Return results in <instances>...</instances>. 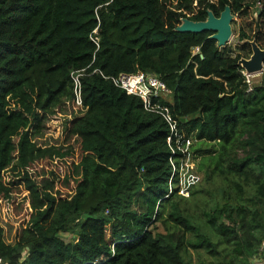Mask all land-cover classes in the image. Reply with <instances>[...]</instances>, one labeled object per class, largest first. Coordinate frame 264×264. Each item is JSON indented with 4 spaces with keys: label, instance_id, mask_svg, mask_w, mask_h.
I'll use <instances>...</instances> for the list:
<instances>
[{
    "label": "trees",
    "instance_id": "1",
    "mask_svg": "<svg viewBox=\"0 0 264 264\" xmlns=\"http://www.w3.org/2000/svg\"><path fill=\"white\" fill-rule=\"evenodd\" d=\"M226 5L235 48L174 30ZM251 40L264 48V0H0V203L27 217L13 241L0 228L3 264H192L199 248L249 264L264 239V70L249 90L238 63ZM137 71L165 82L157 111L106 78ZM55 114L61 143L44 138ZM191 139L206 179L234 190L203 214L225 254L178 193Z\"/></svg>",
    "mask_w": 264,
    "mask_h": 264
},
{
    "label": "rangeland",
    "instance_id": "2",
    "mask_svg": "<svg viewBox=\"0 0 264 264\" xmlns=\"http://www.w3.org/2000/svg\"><path fill=\"white\" fill-rule=\"evenodd\" d=\"M256 15H253L255 17ZM235 22L232 24V35L229 38V44L235 48L238 45V26L241 19L237 16L233 18ZM249 20V19H246ZM262 72L247 75L251 85L258 84L261 80ZM76 76V75H75ZM169 100L170 95L167 97ZM63 117L61 115H52L47 119V129L45 130L44 138L47 141L61 143L65 141L64 133L59 135V125L62 123ZM61 126V125H60ZM197 142L191 139L185 143L183 151L186 153L182 160L179 169V184L178 193L184 201V205L192 214V218L201 225L203 231L210 236L211 240L216 243L217 248L225 254L229 250V245H226L220 236H218L207 224L204 218L205 210L212 209L216 204H222L228 196V192L234 197V190L222 186V180L216 175H212L206 179V174L199 170L201 155L194 152L192 146H196ZM239 154L241 152L239 151ZM231 181L241 180L231 179ZM245 196H249L252 185H244ZM26 216L15 217L10 211V204L6 201L0 203V228L2 229V237L6 241H13L15 234L26 220ZM158 229L162 230L161 224L157 223ZM60 236L66 241L74 243L77 239L78 232L74 230L61 231ZM192 254V264H219L221 258L211 256L203 248L190 249ZM250 263V258H248Z\"/></svg>",
    "mask_w": 264,
    "mask_h": 264
},
{
    "label": "built area",
    "instance_id": "3",
    "mask_svg": "<svg viewBox=\"0 0 264 264\" xmlns=\"http://www.w3.org/2000/svg\"><path fill=\"white\" fill-rule=\"evenodd\" d=\"M96 32L97 29L95 28L92 31L90 39L95 44H98V38L95 35ZM198 50V46L193 48L194 52H197ZM245 76L250 90L252 85L246 73ZM106 78L110 79L116 86L122 88L126 93L139 96L143 101V107L149 111H157L152 107V97H157L169 92L165 82L159 79L155 74L149 72L137 71L134 73H119L116 76H106ZM73 80L75 102L81 104L80 83L77 76H73ZM3 263L5 262H3V259L0 257V264ZM249 264H264V239L260 242L257 254L250 258Z\"/></svg>",
    "mask_w": 264,
    "mask_h": 264
},
{
    "label": "water",
    "instance_id": "4",
    "mask_svg": "<svg viewBox=\"0 0 264 264\" xmlns=\"http://www.w3.org/2000/svg\"><path fill=\"white\" fill-rule=\"evenodd\" d=\"M233 15L230 7L226 5L218 16L211 10H207L204 20L193 21L182 18L174 30L177 32L198 33L202 31L212 32L210 38L215 39L218 46H222L229 41L232 35L231 21ZM252 53L249 58H241L238 63L247 75L260 73L264 70V48H260L254 40L249 41Z\"/></svg>",
    "mask_w": 264,
    "mask_h": 264
}]
</instances>
